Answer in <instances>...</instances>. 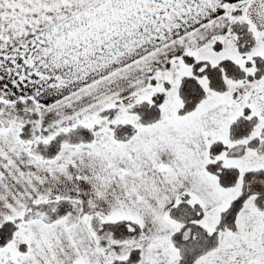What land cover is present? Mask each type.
Masks as SVG:
<instances>
[{
	"label": "snow or ice",
	"instance_id": "obj_1",
	"mask_svg": "<svg viewBox=\"0 0 264 264\" xmlns=\"http://www.w3.org/2000/svg\"><path fill=\"white\" fill-rule=\"evenodd\" d=\"M0 264H264V0H0Z\"/></svg>",
	"mask_w": 264,
	"mask_h": 264
}]
</instances>
